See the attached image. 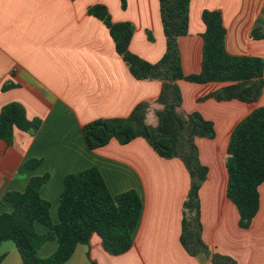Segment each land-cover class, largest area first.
I'll list each match as a JSON object with an SVG mask.
<instances>
[{"label":"crops","instance_id":"1","mask_svg":"<svg viewBox=\"0 0 264 264\" xmlns=\"http://www.w3.org/2000/svg\"><path fill=\"white\" fill-rule=\"evenodd\" d=\"M119 0H105L109 8ZM101 0H0V113L4 105L21 103L30 120L40 119L37 131L16 128L10 142L0 139V212L13 207L5 199L9 191H24L32 177L49 175L41 196L51 203L54 223L66 175L92 166L101 170L112 194L136 190L143 202L133 247L119 255L107 252L99 237L90 245L78 244L63 264H211L204 254L193 256L181 242L183 203L191 186L190 173L180 158L161 157L143 138L128 144L113 139L92 149L83 126L98 118L127 117L137 104L156 98L160 79H137L117 52L107 26L89 8ZM146 13V23H156L159 41L152 46L143 33L140 48L149 62L166 51L159 0H136ZM219 10L226 28V49L233 55L264 58V39L252 31L259 21L264 32V0H191L189 31L178 46L185 75L201 71L204 10ZM114 21H127L114 18ZM150 21V22H149ZM142 32V31H141ZM139 47V46H138ZM141 49V50H140ZM13 86L4 89L5 84ZM226 83L179 80L183 107L199 111L215 124L214 138L199 137L200 159L209 169L199 190L202 237L213 252L232 251L237 264H264V182L260 207L249 227L239 225V211L228 197L226 166L228 144L234 127L252 110L264 105V89L258 102L206 98ZM39 160V164L31 165ZM36 230L46 233V225ZM57 248L48 241L39 250L43 258ZM0 264H25L12 240L0 244Z\"/></svg>","mask_w":264,"mask_h":264},{"label":"trees","instance_id":"2","mask_svg":"<svg viewBox=\"0 0 264 264\" xmlns=\"http://www.w3.org/2000/svg\"><path fill=\"white\" fill-rule=\"evenodd\" d=\"M191 0H159L166 51L157 62H149L131 51L135 27L130 21H114L107 6L94 4L89 13L109 29L117 52L137 79H160V94L140 102L127 117L98 118L83 126L90 148H101L116 139L128 144L143 137L163 158H180L187 167L191 186L183 203L181 242L193 256L204 253L211 264H237L234 258L213 252L202 239L199 190L207 179L208 167L200 159L197 138H214L215 124L199 111L187 112L179 80L196 83L223 82L219 90L203 98L238 99L258 102L264 89V58L233 55L226 49V28L219 10H204L202 20L203 56L201 71L185 75L178 46L179 37L189 31ZM123 7L126 0H121ZM254 37H264L255 34ZM13 86L5 84L4 89ZM40 119L27 118L25 107L18 102L4 105L0 113V139L11 141L16 128L37 131ZM226 166L229 174L228 197L236 205L239 225L247 228L260 207V185L264 182V105L258 106L233 129ZM39 164V160L31 165ZM49 175L32 177L24 191H9L5 199L11 212H0V244L12 240L25 264H63L71 258L78 244L90 245L95 236L113 255L129 251L134 244L143 202L140 194L130 189L112 194L97 166L66 175L54 223L51 203L41 196V187ZM36 223L46 225L38 233ZM55 241L57 248L49 257L39 255L40 248Z\"/></svg>","mask_w":264,"mask_h":264},{"label":"rangeland","instance_id":"3","mask_svg":"<svg viewBox=\"0 0 264 264\" xmlns=\"http://www.w3.org/2000/svg\"><path fill=\"white\" fill-rule=\"evenodd\" d=\"M105 0H101L100 3H96V4H104ZM191 3V1H190ZM94 5V4H93ZM105 6H107L105 4ZM108 7V6H107ZM190 7V5H189ZM109 11L111 13V17L114 20V18H123V20H127L130 21L131 23H133L134 27H135V33L137 31V26L139 28V34L137 35L136 39H135V46H137V48H140V34L143 33V26H147L145 29L146 31H144L146 38L149 40V43L154 46L158 43L159 41V37H158V27L156 23L150 22V23H146V20H149L148 18H144V14H152L149 10V8L146 9V13L144 12L142 7H138L137 6V2L136 0H126V6L123 7V3L121 2V0L118 1V4L113 5L111 8H109ZM208 10V9H207ZM222 13V12H221ZM223 16V14H222ZM259 21L257 22V24L255 25L254 29L258 27V30L255 32V34H259V35H263L264 32L262 31V28L259 27ZM253 29V30H254ZM142 31V32H141ZM252 35H253V31H252ZM254 37V35H253ZM255 39H264V37H254ZM139 46V47H138ZM141 50V49H140ZM143 52H146L147 54L148 51L144 50ZM146 53H139L138 55H140L142 58H144L145 60L148 61V59L145 57ZM208 176V173H207ZM53 220V219H52ZM202 223V221H201ZM43 226V225H42ZM203 228V225H202ZM38 233H40L39 231H37ZM203 239V237H202ZM203 241L205 242V244H207L209 246V244L203 239ZM221 254L225 255V256H229L231 258H235V253L232 251H220Z\"/></svg>","mask_w":264,"mask_h":264}]
</instances>
